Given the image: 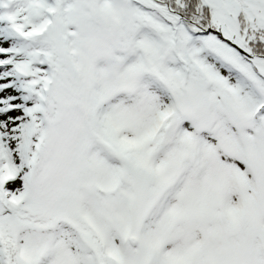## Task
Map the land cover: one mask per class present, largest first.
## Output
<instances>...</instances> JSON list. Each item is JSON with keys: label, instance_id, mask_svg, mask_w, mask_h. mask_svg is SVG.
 <instances>
[{"label": "snow or ice", "instance_id": "snow-or-ice-1", "mask_svg": "<svg viewBox=\"0 0 264 264\" xmlns=\"http://www.w3.org/2000/svg\"><path fill=\"white\" fill-rule=\"evenodd\" d=\"M0 264H264V0H0Z\"/></svg>", "mask_w": 264, "mask_h": 264}]
</instances>
